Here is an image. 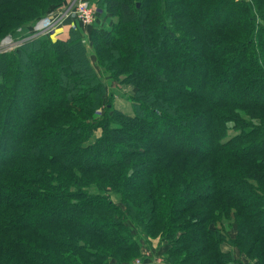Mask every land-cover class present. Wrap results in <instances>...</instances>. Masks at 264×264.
Masks as SVG:
<instances>
[{"label":"trees","instance_id":"1","mask_svg":"<svg viewBox=\"0 0 264 264\" xmlns=\"http://www.w3.org/2000/svg\"><path fill=\"white\" fill-rule=\"evenodd\" d=\"M66 1L0 0V40ZM95 4L111 28L90 47L131 87L130 113L77 28L0 54V264H128L155 237L164 264H264V97L246 98L264 79V0ZM222 75L228 100L207 95ZM179 133L192 142L171 146Z\"/></svg>","mask_w":264,"mask_h":264},{"label":"rangeland","instance_id":"2","mask_svg":"<svg viewBox=\"0 0 264 264\" xmlns=\"http://www.w3.org/2000/svg\"><path fill=\"white\" fill-rule=\"evenodd\" d=\"M92 1V0H91ZM74 2H78V0H67L64 4L59 5V6H50L49 8H47L45 15L50 14L53 18L59 17L60 16V12L67 10L70 8V6L72 5V3ZM93 3H95V0L92 1ZM97 8L95 11V15L93 18V21L91 23H89V25L84 26V24L81 22V20H79L76 16V14H72L69 15V17H73L74 20L76 19V21L84 27H89V26H95L99 20V16L101 13L97 12ZM46 17V16H44ZM43 17V18H44ZM67 17V18H69ZM67 18L61 19L60 22L58 23V25L55 27H59L61 26L62 22L65 21ZM111 25V23H110ZM109 25V29L111 28ZM23 28L27 29L29 28L28 26H24ZM56 30V29H55ZM12 35H15L12 34ZM86 43L90 44L89 40L86 41ZM86 44V45H87ZM93 53V51H92ZM89 58V62L91 67L93 68V70H95L98 74L99 77L102 80V83L105 84L106 89L108 94L111 93L113 100L112 103L114 105V107L116 109H118L119 111H123L124 113H130V102L129 100L126 98L127 95L131 94V87L127 86V85H123V84H117L116 82L113 81V79L110 77L109 73H107L106 71H101L99 70L98 66L96 64H94L93 62V56H91V53L88 54ZM244 62V61H242ZM154 63V59L152 57L149 58L148 60V66L149 68L152 66V64ZM245 64L248 62H244ZM253 64V63H252ZM242 66H244L241 63ZM30 67H33V64L30 65ZM254 83L253 86H251V91L250 93H246V98L247 100L251 99L254 101H263V97H264V89L262 90L260 84H262L264 79H261V77L259 75H255L254 76ZM220 82L218 83V86L216 88V90H212V91H208L207 95L211 98L213 97H221L222 99H231L233 98L230 94H228V89H229V83H232L233 80H231L230 76L225 77L224 75H222L221 78H219ZM33 87V86H32ZM107 98H105L106 100ZM99 114L100 110L98 111ZM151 117V116H150ZM99 135V132L95 133L93 135L92 140L90 141L91 143H93V139L95 137H97ZM186 137V136H185ZM160 138V137H159ZM158 138V139H159ZM134 140H137L140 144H142L144 147H150V145L152 144V142L154 140H157L156 136H150V137H146L143 136L142 134L136 135L134 136ZM170 141H171V146L175 145L178 146L179 143H190L192 142L191 139L189 138H184L183 135L181 133L177 134V135H172L170 136ZM140 172H144V170H140ZM96 188L94 186L90 187V192L95 193ZM111 198L114 200V202L119 205V201L120 198L119 196L113 194V193H109ZM224 228L226 230H229L231 228L230 224L228 222L225 221L224 223ZM134 232V231H133ZM138 243H140V257H137L136 259H134L133 261H131L130 263L128 262V264H164L163 261L166 260V254L165 253V247L162 245V243L159 242V237H155L154 239H150V244L148 245V243L146 244L143 240L138 239ZM223 250H230L232 251L230 248H228L226 245L223 246ZM235 258L241 259L243 261H245L241 256L237 257V253H234ZM110 264H116L115 261H113L111 259ZM246 263V262H245ZM253 262H250L248 264H252Z\"/></svg>","mask_w":264,"mask_h":264},{"label":"built area","instance_id":"3","mask_svg":"<svg viewBox=\"0 0 264 264\" xmlns=\"http://www.w3.org/2000/svg\"><path fill=\"white\" fill-rule=\"evenodd\" d=\"M96 4L91 0H78L72 3L69 9L60 12V16L53 18L50 14L44 18L38 19L30 28L28 33L23 32V28H19L15 35H5L0 40V54L9 52L18 48L22 42L32 38L50 37L55 31L61 19L67 18L69 15L76 14L84 26L89 25L93 21Z\"/></svg>","mask_w":264,"mask_h":264},{"label":"crops","instance_id":"4","mask_svg":"<svg viewBox=\"0 0 264 264\" xmlns=\"http://www.w3.org/2000/svg\"><path fill=\"white\" fill-rule=\"evenodd\" d=\"M97 12L101 13V14H100L99 20H98V22H97V24L95 26H92V27L91 26H89V27L81 26L76 21V19L74 20L73 17H69L68 16L69 18H67L65 21H63L61 26L55 28L56 30L53 32V34L50 35V39L53 40V41H55V40H60V41L61 40H65V39L68 38L70 29L71 28H73V29L77 28L79 30V32L81 33V35L89 40V35H90V32H91V30L93 28H96L97 26L102 27V28L103 27L109 28V25L111 23V20H110V17H109L108 14H106L104 12L102 13L100 11H97ZM22 30H23L24 33H28L30 31L29 28H27V29L23 28ZM86 50H87V56L90 53H91V56H93L92 49H91L89 43L86 45ZM92 60H93L94 64H96L95 56H93Z\"/></svg>","mask_w":264,"mask_h":264}]
</instances>
